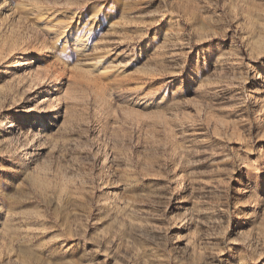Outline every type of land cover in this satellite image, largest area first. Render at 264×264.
Returning <instances> with one entry per match:
<instances>
[{
  "label": "rangeland",
  "instance_id": "374dc122",
  "mask_svg": "<svg viewBox=\"0 0 264 264\" xmlns=\"http://www.w3.org/2000/svg\"><path fill=\"white\" fill-rule=\"evenodd\" d=\"M0 264H264V0H0Z\"/></svg>",
  "mask_w": 264,
  "mask_h": 264
},
{
  "label": "bare ground",
  "instance_id": "6f19581e",
  "mask_svg": "<svg viewBox=\"0 0 264 264\" xmlns=\"http://www.w3.org/2000/svg\"><path fill=\"white\" fill-rule=\"evenodd\" d=\"M79 41H80V40H79ZM149 102H150V101H148L147 103H149ZM147 103H146V104H147Z\"/></svg>",
  "mask_w": 264,
  "mask_h": 264
}]
</instances>
